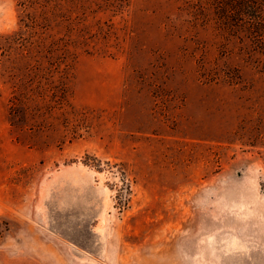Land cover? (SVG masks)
<instances>
[{
    "label": "rangeland",
    "instance_id": "1",
    "mask_svg": "<svg viewBox=\"0 0 264 264\" xmlns=\"http://www.w3.org/2000/svg\"><path fill=\"white\" fill-rule=\"evenodd\" d=\"M223 7L0 0V264H264V35Z\"/></svg>",
    "mask_w": 264,
    "mask_h": 264
},
{
    "label": "trees",
    "instance_id": "2",
    "mask_svg": "<svg viewBox=\"0 0 264 264\" xmlns=\"http://www.w3.org/2000/svg\"><path fill=\"white\" fill-rule=\"evenodd\" d=\"M217 4H222L223 3V8H221V10H223L224 15L226 14L225 18L228 19V22L231 23V19H232V13L228 12V7H231V9H233V7H239L240 8H244L245 10L249 11L251 8V13H255V15H253L251 18L254 17V19H258L256 14V10L258 7L260 6H264V0H214ZM246 12V11H245ZM247 13V12H246ZM251 16V14H250ZM251 18H245L242 15L238 14V20L236 23V25L238 26L240 21V24H245L247 26V28L250 29L251 34L253 36H263L264 35V22H258V20H256V22H258L256 24V27L254 26V24H252V21L250 20ZM235 21V20H233ZM246 21V22H245Z\"/></svg>",
    "mask_w": 264,
    "mask_h": 264
}]
</instances>
